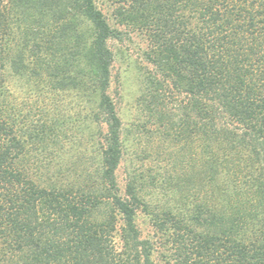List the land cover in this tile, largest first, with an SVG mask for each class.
I'll return each instance as SVG.
<instances>
[{
  "label": "trees",
  "instance_id": "obj_1",
  "mask_svg": "<svg viewBox=\"0 0 264 264\" xmlns=\"http://www.w3.org/2000/svg\"><path fill=\"white\" fill-rule=\"evenodd\" d=\"M107 1L150 41L155 101L184 95L158 118L199 141L201 197L176 178L183 204L152 212L167 264H264V0ZM117 31L96 0H0V264H160L136 222L147 204L116 178Z\"/></svg>",
  "mask_w": 264,
  "mask_h": 264
},
{
  "label": "rangeland",
  "instance_id": "obj_2",
  "mask_svg": "<svg viewBox=\"0 0 264 264\" xmlns=\"http://www.w3.org/2000/svg\"><path fill=\"white\" fill-rule=\"evenodd\" d=\"M96 3L111 26L118 30L117 35L108 40L114 56L109 92L122 120L123 159L116 171L117 183L123 194L126 183L132 181L140 198L147 204L146 209L137 211L136 222L142 236L155 243L154 259L160 264H167L171 250L169 244L160 243L161 235L154 225L152 212L178 208L183 204L180 193L177 194L174 187L176 178L181 179L184 185L192 180L201 197L203 192L198 188L199 141L196 137L189 141L182 135L176 137L177 130L172 128L171 122L178 118L183 94L179 95L165 85L158 91L159 101L151 96V81L159 78L160 73L148 59L150 41L147 35L134 26L120 24L114 16V5L109 1L96 0ZM10 87L17 102L32 103L33 97L30 98L23 81L12 77ZM152 109L155 111L151 112ZM160 109L172 121L158 118L156 110ZM74 154L73 150V159ZM120 225L121 221L113 238L117 250L122 244Z\"/></svg>",
  "mask_w": 264,
  "mask_h": 264
}]
</instances>
